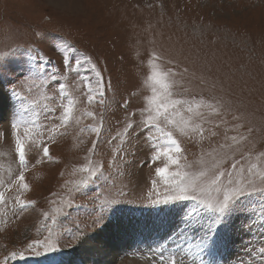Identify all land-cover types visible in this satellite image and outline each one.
Segmentation results:
<instances>
[{
    "label": "rangeland",
    "instance_id": "1",
    "mask_svg": "<svg viewBox=\"0 0 264 264\" xmlns=\"http://www.w3.org/2000/svg\"><path fill=\"white\" fill-rule=\"evenodd\" d=\"M93 68L105 94L88 102ZM69 98L68 124L53 133ZM161 100L189 101L168 109L176 124L160 117L179 153L165 155L167 139L154 129L151 143L139 127L123 143L112 139L129 118L139 126L155 115ZM241 134V151L264 170V0H0V264H150L126 257L183 244L181 232L192 239L182 221L199 207L153 205L155 193L177 172L210 177ZM113 198L120 202L109 205ZM210 215L196 217L197 232L208 231ZM50 234L54 251L29 248ZM262 247L264 193L245 195L211 229L201 264H264Z\"/></svg>",
    "mask_w": 264,
    "mask_h": 264
},
{
    "label": "snow or ice",
    "instance_id": "2",
    "mask_svg": "<svg viewBox=\"0 0 264 264\" xmlns=\"http://www.w3.org/2000/svg\"><path fill=\"white\" fill-rule=\"evenodd\" d=\"M93 70L96 71L97 76L96 88L94 90L89 89V93L87 95L88 102H93L95 95L103 98L105 94L101 73L95 68H93ZM50 79L59 85V95L62 98L66 97L67 93L65 92V85L63 83H59L61 77L57 74H52ZM63 79H67V77L64 76ZM45 99H48V97H45ZM52 99H54V97ZM101 102H103V100H101ZM188 103L189 101L186 100H172L170 103L161 100L160 104L156 106L155 115L150 113L149 118L139 126L135 124V121L129 118L126 122L123 134L118 132L112 139L116 140L117 138H120L123 143L125 142V137L131 136L132 131L136 127H139L140 132L144 133V139L151 143L152 140L159 138L153 136L152 130L154 129L156 133H159L160 137L167 139L169 147L164 149L165 155H168L169 152L179 153L181 149L178 145V141L173 139V135L170 130H166L165 127L160 126V117L162 116L164 121H166L169 125L176 124V121L169 118L168 109L170 107L175 108L176 105ZM73 105L74 101L69 98L67 105L64 107L63 115L59 118L60 124L53 125V128L50 129V131L55 133L60 127L68 124L70 114L73 112ZM161 107L164 109L163 112L160 110ZM45 108L49 113L56 112L55 107H48V105H45ZM188 111L191 112L192 108L189 107ZM88 115H92V113H88ZM81 130L83 131V129ZM91 131L95 132L97 136L100 135V130L97 128H92ZM181 131H184V129L181 128ZM213 135H215V133H213ZM230 139L233 141V144L227 146L229 151L218 153L212 164L210 177L205 172H201L200 177L203 179H201L200 182H197L195 179L188 176L187 173L181 177V174L177 172L173 176V184L165 189V193L162 196L159 192L155 193L158 198L151 200L153 205L192 200L195 201L199 207H194L191 211L186 212L182 221L187 226L184 231L193 232V238L188 239L184 232H181V234L176 237V240H183V244H165L164 242H161L155 249L151 250L152 257L150 259V264H201V253L208 246L211 229L215 228L216 225L222 222L223 217L235 201L245 195L264 193V170H260L259 165L250 163V160L253 158V152L251 149L241 151V147L244 142L247 141V137L241 134L239 135V139H237L236 136H233ZM16 146L17 151L21 153L20 163L24 164V145L21 141L17 140ZM221 147L223 148L224 146ZM48 151V148L43 146V153L45 156L48 155ZM92 151H94V149H92ZM229 152H231V156L229 155ZM237 155H239V159H237ZM259 156L264 157V152L260 153ZM169 159L172 164H177V161L171 156H169ZM227 159L232 160L230 168L223 167L224 162ZM85 171H87V169H85ZM100 172H102V167L97 168L96 172L93 174ZM165 173L166 167L156 168L157 176H164ZM176 177L181 178L177 180ZM18 179H24L22 173ZM120 195H123V193L121 192ZM119 202L120 201L115 198L107 201L109 205ZM24 207H26V205L21 202V210H23ZM204 212L211 214L210 217L212 222L208 226L207 232H205L202 228L199 232H197L196 228L199 221L196 217H198L200 213ZM45 216H47V213H45ZM102 219L103 216H99L96 220H94V223H99ZM171 239L172 238L169 237V240ZM36 245L53 251L55 250L51 234L46 237L44 241L36 240L31 242L28 246L31 248ZM260 251L264 253V247H262Z\"/></svg>",
    "mask_w": 264,
    "mask_h": 264
}]
</instances>
